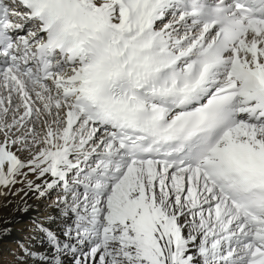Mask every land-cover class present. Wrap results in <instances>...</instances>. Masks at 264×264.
I'll return each instance as SVG.
<instances>
[{"label": "snow or ice", "instance_id": "obj_1", "mask_svg": "<svg viewBox=\"0 0 264 264\" xmlns=\"http://www.w3.org/2000/svg\"><path fill=\"white\" fill-rule=\"evenodd\" d=\"M0 264H264V0H0Z\"/></svg>", "mask_w": 264, "mask_h": 264}]
</instances>
